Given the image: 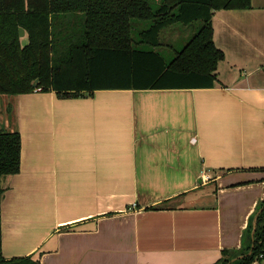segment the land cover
Returning <instances> with one entry per match:
<instances>
[{
	"label": "crops",
	"instance_id": "0c3cea01",
	"mask_svg": "<svg viewBox=\"0 0 264 264\" xmlns=\"http://www.w3.org/2000/svg\"><path fill=\"white\" fill-rule=\"evenodd\" d=\"M212 18L225 59L211 87L11 94L7 125L22 146L20 171L1 181L4 259L231 264L242 255L264 200V0Z\"/></svg>",
	"mask_w": 264,
	"mask_h": 264
},
{
	"label": "trees",
	"instance_id": "16d2710c",
	"mask_svg": "<svg viewBox=\"0 0 264 264\" xmlns=\"http://www.w3.org/2000/svg\"><path fill=\"white\" fill-rule=\"evenodd\" d=\"M156 2L157 7L153 0H0V95L40 88L73 98L91 97L96 89L213 86L225 59L214 41L213 12L249 8L252 0ZM198 20L199 29L167 61L159 49L162 31ZM21 146L19 131L0 128V201L2 179L20 171ZM258 206L254 238L251 222L248 246L231 264H264V200ZM1 244L0 213V264H40L30 255L4 259ZM230 262L225 257L216 264Z\"/></svg>",
	"mask_w": 264,
	"mask_h": 264
},
{
	"label": "rangeland",
	"instance_id": "374dc122",
	"mask_svg": "<svg viewBox=\"0 0 264 264\" xmlns=\"http://www.w3.org/2000/svg\"><path fill=\"white\" fill-rule=\"evenodd\" d=\"M156 1L153 0V3H155L154 5L157 7L160 2ZM200 26L201 21L199 20L190 24L178 22L162 31V45L159 49L166 54L167 61H171L175 57L176 51L183 48L186 42L192 38V35L199 29ZM21 41L22 44L28 43L29 40L27 35H23ZM13 97L14 96H11L10 94L0 96V127H8L11 129L9 125L10 123L7 125V122L11 121L13 117V111L10 110Z\"/></svg>",
	"mask_w": 264,
	"mask_h": 264
},
{
	"label": "water",
	"instance_id": "95a60500",
	"mask_svg": "<svg viewBox=\"0 0 264 264\" xmlns=\"http://www.w3.org/2000/svg\"><path fill=\"white\" fill-rule=\"evenodd\" d=\"M20 32H21V35H23L24 33H25V31H24V28L23 27H21L20 28ZM257 217H255V220H254V227H253V230H252V237L254 238V233H255V231H256V228H257Z\"/></svg>",
	"mask_w": 264,
	"mask_h": 264
},
{
	"label": "flooded vegetation",
	"instance_id": "af4514ba",
	"mask_svg": "<svg viewBox=\"0 0 264 264\" xmlns=\"http://www.w3.org/2000/svg\"><path fill=\"white\" fill-rule=\"evenodd\" d=\"M11 95V94H10ZM0 96H3V95H0ZM10 110H11V108H10ZM0 128H4V127H0ZM5 128H7V129H9V130H12V129H10V128H8V127H5ZM4 128V129H5Z\"/></svg>",
	"mask_w": 264,
	"mask_h": 264
},
{
	"label": "built area",
	"instance_id": "2783aa9c",
	"mask_svg": "<svg viewBox=\"0 0 264 264\" xmlns=\"http://www.w3.org/2000/svg\"><path fill=\"white\" fill-rule=\"evenodd\" d=\"M260 257H262V255H260Z\"/></svg>",
	"mask_w": 264,
	"mask_h": 264
}]
</instances>
